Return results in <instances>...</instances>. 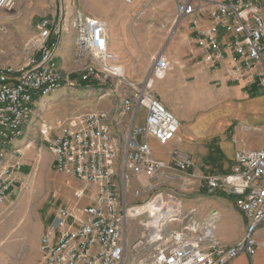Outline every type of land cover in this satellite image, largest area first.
I'll list each match as a JSON object with an SVG mask.
<instances>
[{
	"label": "built area",
	"instance_id": "obj_1",
	"mask_svg": "<svg viewBox=\"0 0 264 264\" xmlns=\"http://www.w3.org/2000/svg\"><path fill=\"white\" fill-rule=\"evenodd\" d=\"M16 2L0 0V8L11 10ZM175 16L188 23L194 45L211 68L225 63L230 81L264 88V0H177ZM66 24L73 32L77 78L57 62ZM36 30L23 64L0 65V208L21 170V146L15 142L41 100L64 88H81L99 99L113 97L117 105L72 115L55 132L39 123L53 169L80 181L84 187L73 195L79 200L89 191V203L54 209L35 264H229L239 255L252 259L253 234L264 225V146L236 151L227 173L201 176L200 189L232 196L244 218L241 238L230 244L216 234L218 215L211 211L196 219L194 208L186 213L177 190L147 195L140 204L128 202L135 180L144 178L152 191V182L167 170L182 175L194 166L177 149L168 162L152 156L150 141L166 146L180 128L178 118L151 90L153 80L170 70L168 60L158 54L142 80L128 79L119 58L108 50L104 23L79 11L62 10L51 21L41 19ZM140 109L144 125L136 127ZM188 184L184 179L182 192ZM133 197L139 198L140 190H133Z\"/></svg>",
	"mask_w": 264,
	"mask_h": 264
},
{
	"label": "rangeland",
	"instance_id": "obj_2",
	"mask_svg": "<svg viewBox=\"0 0 264 264\" xmlns=\"http://www.w3.org/2000/svg\"><path fill=\"white\" fill-rule=\"evenodd\" d=\"M148 1L133 0L131 4H126L124 0H17L11 10L0 8V65L17 67L23 64L27 59L26 49L37 36V23L41 19L51 21L57 18L62 10H66V13L79 11L87 16L100 17L101 19H104V15L112 10L121 11L126 18L131 19V22L134 23L133 26L144 24L142 30L148 35ZM154 1L163 3L164 9L168 12V48L176 56L177 50L176 46L172 45L173 40L183 30L182 21H176L177 0ZM157 26L160 29L159 22ZM72 47L73 32L66 24L62 28L60 36L57 62L63 71L70 72L71 76H74L73 78H77L76 72L79 65L77 66L72 61ZM157 54H161V52ZM131 59L132 57L130 61ZM139 60L144 62L142 70L135 73V77L128 76L125 70L128 79L140 81L149 72L151 57L142 56ZM179 71L170 64V70L162 78L153 80L151 85L152 92L174 115L176 109H183L174 89L178 77L181 76V80L185 79L188 84H192L196 80L189 73L183 77ZM215 91L218 93L221 90L215 86ZM259 92L264 96L263 87L259 88ZM109 100H112L110 109H116V100L114 101L113 97ZM99 101L98 96L89 90L64 88L45 100H41V104L36 105L32 115L25 122V133L15 142L16 146H21L26 141L24 146L20 147L21 156L17 160L21 164V170L15 174L16 179L12 191L0 208V264H35L38 259L39 239L47 231L54 209L57 207H80L89 203V191L84 190L86 193L83 199L78 200L73 195L75 190H81L84 187L80 181L66 174L57 173L53 169V156L47 149V145L43 143L39 123L42 122L55 132L72 115L102 109L101 103L98 104ZM200 103L199 101L196 103L200 110H206ZM105 106L110 107L109 104ZM143 125L144 110L140 109L135 126L142 127ZM138 139H140V135H138ZM150 145L154 158L164 161L168 159L165 147L154 144L152 141H150ZM166 175L169 180L165 179ZM183 180L177 171L167 170L166 174L162 173L152 182V191L146 189L147 184L149 186L150 183L144 178L135 180L129 187L127 200L128 202L134 201L133 204H140L147 198V195L148 198H151L156 192L164 193L168 190H177L182 196L184 211L187 213L194 208V217L201 219L205 216L203 215L205 210H202L201 204L198 205V202H194L198 198L195 194L199 192V187L191 183L186 185L182 192L180 186ZM135 189L140 190V197L137 199L133 197ZM223 198L226 202L234 205L232 196ZM186 199L190 201H186ZM23 206H25V210H23ZM135 228V222H130V230L134 232ZM237 228L238 223L235 220L220 219L218 216L216 233L224 242L230 241L235 236ZM238 231L242 234L243 226ZM136 234L137 231L133 233V237ZM253 238L256 241V252L264 251V228L254 233ZM261 256H264L263 253L258 251L253 256V264H264L262 259L258 260V257Z\"/></svg>",
	"mask_w": 264,
	"mask_h": 264
},
{
	"label": "crops",
	"instance_id": "obj_3",
	"mask_svg": "<svg viewBox=\"0 0 264 264\" xmlns=\"http://www.w3.org/2000/svg\"><path fill=\"white\" fill-rule=\"evenodd\" d=\"M164 8L160 1H148V35L142 30L144 24L133 26L131 19L126 18L121 11L112 10L104 15V19L93 17L104 23L108 50L119 58L128 76L135 77V73L142 70L144 62L139 60L142 56L152 59L161 52L174 69L180 70L179 73H182L183 77L189 74L195 77L196 80L188 84L185 79L181 80L180 76L174 85L183 109L178 108L174 112L180 121V128L176 139L163 146L167 149L168 159L162 161L168 162L171 150L177 149L194 162V166L186 174L179 175L199 187V192L195 194L198 198L194 202L202 205V210H205L203 215L212 211L220 219L227 218L238 223L235 236L228 242H224L216 233L224 243L230 244L241 238L243 233L240 234L238 230L243 226L244 231V218L234 205L226 202L224 196L217 193L209 195L204 189H200L201 176L204 173L221 174L229 171L236 151L264 146V96L259 92L260 87L254 84L230 81L227 78V64H220L214 69L204 62L202 53L193 42L195 34L191 33L186 21L181 22L183 30L173 40L172 45H175L177 50V55L174 56L168 48L169 22L168 12ZM131 57V61H135L131 62ZM215 86L221 91L217 93ZM99 100L98 104L101 103L102 106L99 110H111V100ZM198 101L206 110H200L196 105ZM106 104L110 107L105 106ZM24 143L21 146H24ZM152 143L157 144L153 140ZM263 226L256 232L262 230ZM258 251L264 255L263 250ZM258 251H255V254ZM261 259L264 261V256L258 257V260ZM253 262V258L239 255L229 264Z\"/></svg>",
	"mask_w": 264,
	"mask_h": 264
},
{
	"label": "trees",
	"instance_id": "obj_4",
	"mask_svg": "<svg viewBox=\"0 0 264 264\" xmlns=\"http://www.w3.org/2000/svg\"><path fill=\"white\" fill-rule=\"evenodd\" d=\"M74 77V76H73ZM228 172V170L226 171V172H224V173H227ZM221 174H223V173H221ZM217 194H219V195H221V196H226V195H224V194H221V193H217Z\"/></svg>",
	"mask_w": 264,
	"mask_h": 264
},
{
	"label": "bare ground",
	"instance_id": "obj_5",
	"mask_svg": "<svg viewBox=\"0 0 264 264\" xmlns=\"http://www.w3.org/2000/svg\"><path fill=\"white\" fill-rule=\"evenodd\" d=\"M21 206H22V204H21ZM24 207V209L23 210H25V206H23ZM34 229V228H33Z\"/></svg>",
	"mask_w": 264,
	"mask_h": 264
}]
</instances>
